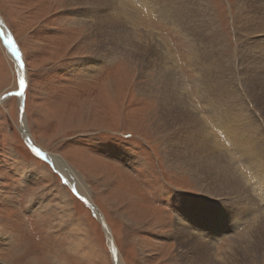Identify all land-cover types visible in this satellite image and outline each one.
Listing matches in <instances>:
<instances>
[{
  "label": "rangeland",
  "instance_id": "rangeland-1",
  "mask_svg": "<svg viewBox=\"0 0 264 264\" xmlns=\"http://www.w3.org/2000/svg\"><path fill=\"white\" fill-rule=\"evenodd\" d=\"M77 1L0 0V20L21 53L25 79L22 96L13 94L20 91V71L0 37V264H114L101 220L75 191L95 205L109 227L119 264H183L180 256L189 259L187 250H196L179 244L173 235L177 223L190 227L180 212V200L203 194L182 168H165V145L154 134L158 127L152 126L159 117L155 109L160 95L153 80L160 67L158 49L168 61L167 56L175 58L174 70L184 76V96L203 111L187 58L192 40L127 0L131 26L151 33L158 46L138 54V41L129 38L131 27L113 22L109 13L101 16L100 4L109 0H87L83 5ZM239 1L205 0L230 59L241 55L235 18ZM91 7L94 15L88 12ZM260 9L264 12L263 2ZM96 16L104 20L98 23ZM97 54L115 58L92 73L81 71L80 62L95 60ZM237 61L239 67L245 65ZM237 77L233 86L242 87L245 77ZM253 89L257 94L264 90ZM244 91V112H250L264 132V100ZM23 119L32 144L65 159L80 183L72 184L48 159L30 151L20 132ZM208 122L213 132L215 125ZM251 203L262 210L256 199ZM180 215L185 217L182 222ZM192 230L189 238L195 239ZM223 232V247L239 234ZM204 239L201 264L210 260L207 251L214 241ZM248 253L254 262L238 253L226 264H264L261 253Z\"/></svg>",
  "mask_w": 264,
  "mask_h": 264
},
{
  "label": "bare ground",
  "instance_id": "bare-ground-1",
  "mask_svg": "<svg viewBox=\"0 0 264 264\" xmlns=\"http://www.w3.org/2000/svg\"><path fill=\"white\" fill-rule=\"evenodd\" d=\"M86 1L78 0L77 2L83 5L86 4ZM128 1L134 2L136 8L144 9L141 11L147 12V14L152 13L170 23L187 39L190 37L192 40V51L189 50L187 58L191 60L190 68L196 74V78L192 79L194 80V95L201 102L203 111L197 110L191 99L184 96L185 84L182 82L184 76L181 78L180 70L176 71L177 68L174 70L175 58H171L170 61V56H167L168 61L163 53H158L157 43L151 37V33L137 31V26H131L130 23L133 22L128 17L129 3L127 0H109L100 4L103 18L109 13V19H112L113 22L123 23L124 25H121L123 28L131 27L129 38L138 41L134 49L136 53L145 54V48L149 46L156 49L160 67L157 69L158 76L153 82L160 95L157 99L159 109H154L159 117L152 126L158 127L154 134H158L157 138L165 145L163 148L165 149L163 151L165 168L168 171L176 170V166L182 168L185 174L193 177L195 189L200 190L203 194L195 197H183L180 200V212L186 216V219L180 215L178 221L182 222L185 219L190 227L177 223L173 235H176L179 244L191 246L196 250L194 254H189L190 252L187 250L189 259L185 255H181V263L201 264L202 252L205 250L201 249L204 238H199V236H206L210 241L214 239L215 234H219V236H215L216 239L212 240L213 242L210 241L213 247L209 248L210 250L208 249L207 252L211 257L210 260L205 259V264H226L238 253L248 254V263L254 262L248 253L253 251L258 252L257 254L261 253L259 259L264 261V132L256 118L250 112L246 113V110L244 112L245 105L241 99V95H247L244 91L246 89L256 100H264V90L257 94L253 89L254 86H263L264 88V15H261L264 12L260 9L262 2L264 5V0H241L237 3L235 18L238 38L236 41L240 43L241 55L239 58L231 59L226 57L225 49L227 47L212 22L205 0ZM95 9L98 10L99 6ZM88 12L95 14L92 7ZM96 18L98 23L99 20L101 22L104 20L98 16ZM106 21L108 19L105 20V23ZM139 35L142 37L138 38ZM0 37L6 46L7 38L12 39L1 20ZM114 58V55L111 54L103 58L97 54L94 56L95 60L82 61L79 67L81 71L87 70L92 73L100 69L104 62L112 61ZM237 60H243L245 65L242 68L239 67ZM170 62L174 66L170 65ZM16 63L20 74H23L21 62L16 59ZM239 74L245 77L241 80V86L244 89L233 86V78H238ZM152 88L153 86L146 89ZM234 99L239 103L238 111L234 108ZM208 120H211L215 125L216 129L213 132L208 129ZM20 132L25 138L30 139L24 119ZM221 136L223 137L222 141H220ZM40 153L61 172L62 177L71 180L72 184L80 183L81 178L65 159L42 151ZM233 155H238L239 159ZM246 191L247 195H245ZM233 193L235 197H231ZM229 196L230 198H228ZM236 198L237 200H235ZM254 199L263 207L262 210L260 207L255 208L251 203ZM244 200L245 204L238 203ZM93 210L101 220L102 216L95 208ZM192 211H195V214ZM242 213L244 218L240 217ZM252 216L257 218L253 219ZM250 218L252 220L249 221ZM239 220H241L240 224H238ZM191 230L195 239L189 238L191 233L188 231ZM224 230L231 231L232 235L239 232L236 236L233 235L234 239L229 240L228 238L226 247L219 245L221 237L225 235ZM110 237L113 242L111 232ZM116 264H119L118 257Z\"/></svg>",
  "mask_w": 264,
  "mask_h": 264
},
{
  "label": "water",
  "instance_id": "water-1",
  "mask_svg": "<svg viewBox=\"0 0 264 264\" xmlns=\"http://www.w3.org/2000/svg\"><path fill=\"white\" fill-rule=\"evenodd\" d=\"M22 65V64H21ZM23 78V75L22 74H19V82H20V79ZM25 81V79H24ZM23 91V89L20 88V91L18 92H13V94H16V95H19V96H22V94H20L21 92ZM22 133V132H21ZM23 135V134H22ZM24 136V135H23ZM24 140L27 144V146L29 147L30 151L35 154L36 156H39V157H42L41 155H37V152L35 150H39L34 144H32L31 140L28 139V138H25L24 137ZM39 152H41L39 150ZM43 152V151H42ZM75 193L79 196L80 199H82L84 201V203L93 211V209L95 208V205L93 203H91L90 201H88V199L84 196H81L79 195L76 191ZM94 213V212H93ZM95 214V213H94ZM96 216V215H95ZM101 225H102V228H103V231L105 233V236L107 238V241H108V245H109V248L111 249L112 251V254H113V260H114V264H116V259H117V250L114 246V244L112 243V238L110 237V231L108 229V226L107 224L105 223L104 219L101 217Z\"/></svg>",
  "mask_w": 264,
  "mask_h": 264
},
{
  "label": "snow or ice",
  "instance_id": "snow-or-ice-1",
  "mask_svg": "<svg viewBox=\"0 0 264 264\" xmlns=\"http://www.w3.org/2000/svg\"><path fill=\"white\" fill-rule=\"evenodd\" d=\"M6 43H7V46L9 49H11L13 55L16 57V59L18 61L21 60V53L19 52V50L17 49L16 45L14 44V42L12 41V39L9 37L7 38L6 40ZM23 66V65H21ZM19 85H20V88L23 89L25 87V81L23 78L20 79V82H19ZM22 94V92L20 93ZM37 152V155H42V153L39 152V150H35Z\"/></svg>",
  "mask_w": 264,
  "mask_h": 264
}]
</instances>
